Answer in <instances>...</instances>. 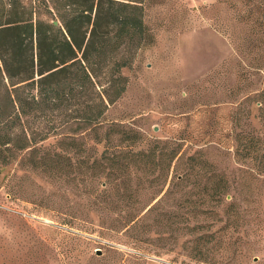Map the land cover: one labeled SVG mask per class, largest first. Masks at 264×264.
<instances>
[{"label":"rangeland","instance_id":"1","mask_svg":"<svg viewBox=\"0 0 264 264\" xmlns=\"http://www.w3.org/2000/svg\"><path fill=\"white\" fill-rule=\"evenodd\" d=\"M143 6L101 127L50 108L0 150V264H264V0Z\"/></svg>","mask_w":264,"mask_h":264},{"label":"trees","instance_id":"2","mask_svg":"<svg viewBox=\"0 0 264 264\" xmlns=\"http://www.w3.org/2000/svg\"><path fill=\"white\" fill-rule=\"evenodd\" d=\"M144 17L143 0H33L30 5L0 0L2 163L47 138V131L34 135L24 123L19 133L18 127L47 109L83 105L78 116L83 126L102 124L109 105L127 89L122 69L131 59L120 52L139 47L149 36ZM50 158L47 153L37 162L47 164Z\"/></svg>","mask_w":264,"mask_h":264},{"label":"water","instance_id":"3","mask_svg":"<svg viewBox=\"0 0 264 264\" xmlns=\"http://www.w3.org/2000/svg\"><path fill=\"white\" fill-rule=\"evenodd\" d=\"M55 23H58L57 21H55ZM100 251V250H99Z\"/></svg>","mask_w":264,"mask_h":264}]
</instances>
